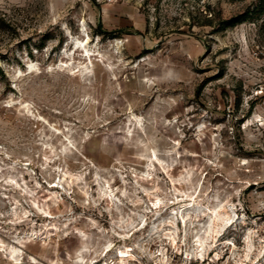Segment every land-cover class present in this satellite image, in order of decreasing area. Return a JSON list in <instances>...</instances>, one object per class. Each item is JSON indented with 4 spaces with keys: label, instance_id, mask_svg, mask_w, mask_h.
Returning <instances> with one entry per match:
<instances>
[{
    "label": "rangeland",
    "instance_id": "1",
    "mask_svg": "<svg viewBox=\"0 0 264 264\" xmlns=\"http://www.w3.org/2000/svg\"><path fill=\"white\" fill-rule=\"evenodd\" d=\"M199 249L264 264L263 0H0V264Z\"/></svg>",
    "mask_w": 264,
    "mask_h": 264
},
{
    "label": "built area",
    "instance_id": "2",
    "mask_svg": "<svg viewBox=\"0 0 264 264\" xmlns=\"http://www.w3.org/2000/svg\"><path fill=\"white\" fill-rule=\"evenodd\" d=\"M127 250V249H126ZM203 249H199L197 251L193 252H187L185 251L183 254V257L181 260H176V257H168L167 255L160 259L161 264H170V262H173V264L176 262L178 264H211L212 259H206L203 257L204 252ZM181 254V253H180ZM118 255L116 258H112L110 260L106 261H94L92 264H145L144 261L139 259H130V256H120V252H118ZM158 263V264H159Z\"/></svg>",
    "mask_w": 264,
    "mask_h": 264
},
{
    "label": "trees",
    "instance_id": "3",
    "mask_svg": "<svg viewBox=\"0 0 264 264\" xmlns=\"http://www.w3.org/2000/svg\"><path fill=\"white\" fill-rule=\"evenodd\" d=\"M263 6H264V0H263ZM238 23H240V21L232 22L231 25L234 26V25H237Z\"/></svg>",
    "mask_w": 264,
    "mask_h": 264
},
{
    "label": "bare ground",
    "instance_id": "4",
    "mask_svg": "<svg viewBox=\"0 0 264 264\" xmlns=\"http://www.w3.org/2000/svg\"><path fill=\"white\" fill-rule=\"evenodd\" d=\"M215 222V221H214ZM214 224V223H213ZM199 246H203L204 245V243L202 242V241H199ZM124 257V256H123Z\"/></svg>",
    "mask_w": 264,
    "mask_h": 264
}]
</instances>
